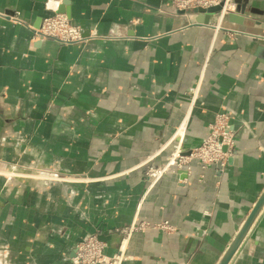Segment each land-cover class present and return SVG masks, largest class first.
I'll return each mask as SVG.
<instances>
[{
	"label": "crops",
	"instance_id": "0c3cea01",
	"mask_svg": "<svg viewBox=\"0 0 264 264\" xmlns=\"http://www.w3.org/2000/svg\"><path fill=\"white\" fill-rule=\"evenodd\" d=\"M238 1L235 23L203 24L170 0H0V264L162 222L130 235L136 264L219 262L264 190V0ZM51 13L83 40L35 37ZM228 111L223 169L151 177ZM238 250L228 264H264V204Z\"/></svg>",
	"mask_w": 264,
	"mask_h": 264
},
{
	"label": "built area",
	"instance_id": "2783aa9c",
	"mask_svg": "<svg viewBox=\"0 0 264 264\" xmlns=\"http://www.w3.org/2000/svg\"><path fill=\"white\" fill-rule=\"evenodd\" d=\"M173 8L187 12L189 10L208 9L220 6L221 18L235 9L233 0H170ZM52 9V8H50ZM16 24H21L19 13L4 16ZM34 36L40 39H52L64 44L81 42L84 38L81 30L71 23L69 17L62 13H51L43 18L38 29H33ZM231 113L218 114L215 121L209 126L206 136L201 143L192 148L187 154L182 153L179 146L161 168L150 171L153 179L167 173H174L185 167L189 170V163L196 161L202 168L218 165L221 169L233 150V130L230 129L229 119ZM183 129V126H182ZM181 129H178L180 131ZM147 228L162 229L168 232L174 229L167 222L158 224L131 223L126 228L116 232L108 241L99 239L95 235L79 241L75 245L74 256L66 264H136V259L126 254L130 235L135 231Z\"/></svg>",
	"mask_w": 264,
	"mask_h": 264
},
{
	"label": "water",
	"instance_id": "95a60500",
	"mask_svg": "<svg viewBox=\"0 0 264 264\" xmlns=\"http://www.w3.org/2000/svg\"><path fill=\"white\" fill-rule=\"evenodd\" d=\"M233 2L235 3V9L232 12L228 13L226 15V18H228V20L230 22L235 23L236 20H233V21H231V20H232V18H234L235 16H237L241 13L242 2H240L238 0H233ZM219 11H220V6L211 7L208 9H198L197 10L198 15H197L195 21H196V23L208 24L210 17L212 15H215V14L218 15ZM263 204H264V190L261 192V194L258 197L257 201L255 202L253 208L251 209L247 218L243 222V224H242L240 230L238 231L237 235L235 236L234 240L232 241V243L230 244L228 249L225 251L223 256L220 258V260L217 264H228L230 259L233 257V255L239 251L238 249L244 245L246 234H247L250 226L252 225L254 219L258 215Z\"/></svg>",
	"mask_w": 264,
	"mask_h": 264
},
{
	"label": "rangeland",
	"instance_id": "374dc122",
	"mask_svg": "<svg viewBox=\"0 0 264 264\" xmlns=\"http://www.w3.org/2000/svg\"><path fill=\"white\" fill-rule=\"evenodd\" d=\"M124 229V228H123Z\"/></svg>",
	"mask_w": 264,
	"mask_h": 264
}]
</instances>
